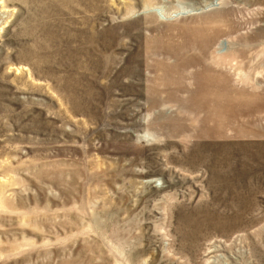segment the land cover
I'll return each instance as SVG.
<instances>
[{"label":"rangeland","instance_id":"374dc122","mask_svg":"<svg viewBox=\"0 0 264 264\" xmlns=\"http://www.w3.org/2000/svg\"><path fill=\"white\" fill-rule=\"evenodd\" d=\"M0 264H264V0H0Z\"/></svg>","mask_w":264,"mask_h":264}]
</instances>
